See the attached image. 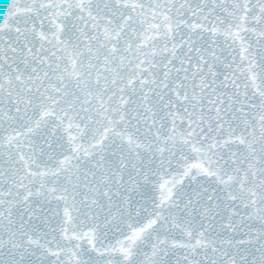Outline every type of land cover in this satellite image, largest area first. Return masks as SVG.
<instances>
[{
    "label": "water",
    "instance_id": "obj_1",
    "mask_svg": "<svg viewBox=\"0 0 264 264\" xmlns=\"http://www.w3.org/2000/svg\"><path fill=\"white\" fill-rule=\"evenodd\" d=\"M0 264H264V0H0Z\"/></svg>",
    "mask_w": 264,
    "mask_h": 264
}]
</instances>
